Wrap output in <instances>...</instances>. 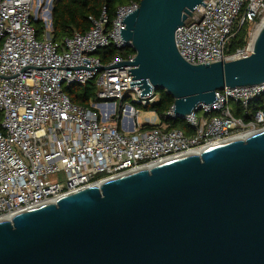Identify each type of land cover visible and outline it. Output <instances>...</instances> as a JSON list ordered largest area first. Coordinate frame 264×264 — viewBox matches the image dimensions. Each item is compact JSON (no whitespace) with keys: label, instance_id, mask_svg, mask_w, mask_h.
<instances>
[{"label":"built area","instance_id":"1","mask_svg":"<svg viewBox=\"0 0 264 264\" xmlns=\"http://www.w3.org/2000/svg\"><path fill=\"white\" fill-rule=\"evenodd\" d=\"M53 0H0V221L55 203L59 198L102 182L148 169L264 130V102L252 113L247 106L264 95V83L225 87L215 101L199 103L183 119L192 133L169 129L173 107L149 130L138 125L137 108L159 101L157 91L140 96L129 86L134 54L103 64L96 53L113 46L130 49L120 37L122 18L138 9L129 3L116 9L109 28L102 12L84 34L60 42L51 38ZM174 33L180 57L191 65L229 62L251 55L264 0H202ZM40 21L37 38L32 22ZM243 45L229 50L238 29ZM93 82L88 107L72 104L64 89ZM232 102L247 120L234 116ZM197 113L201 114L197 117ZM63 174L64 180L58 176Z\"/></svg>","mask_w":264,"mask_h":264},{"label":"water","instance_id":"2","mask_svg":"<svg viewBox=\"0 0 264 264\" xmlns=\"http://www.w3.org/2000/svg\"><path fill=\"white\" fill-rule=\"evenodd\" d=\"M198 5L141 0L119 28L129 86L164 91L180 119L225 87L264 83V21L246 58L180 57L174 33ZM0 264H264V130L0 221Z\"/></svg>","mask_w":264,"mask_h":264},{"label":"trees","instance_id":"3","mask_svg":"<svg viewBox=\"0 0 264 264\" xmlns=\"http://www.w3.org/2000/svg\"><path fill=\"white\" fill-rule=\"evenodd\" d=\"M141 0H53L51 8V38L54 42H60L66 37L73 34H84L91 26V20H98L104 11L107 17V28L110 27L116 16V9L120 6L127 5L131 2L139 3ZM37 38H40L43 33V25L40 21L32 22ZM244 29H238L235 38L231 41L229 50L234 51L243 45ZM0 41V46H1ZM134 52L130 49L118 50L113 46H109L97 51L96 55L100 58L103 64H107L116 57L127 58L133 55ZM95 87L93 82H88L85 85H73L64 89L70 102L76 106L88 107L90 102L95 97ZM159 101L152 107L144 110L154 111L157 116L162 117L173 105V98L164 91H157ZM264 102V95L253 100L246 108L248 113H252L261 107ZM234 116L241 117L247 120L248 117L243 115L244 109L235 104ZM2 115L0 113V125ZM169 129H178L186 135L192 133L186 122L180 118H168L166 120ZM152 126L143 125L142 130H149Z\"/></svg>","mask_w":264,"mask_h":264},{"label":"rangeland","instance_id":"4","mask_svg":"<svg viewBox=\"0 0 264 264\" xmlns=\"http://www.w3.org/2000/svg\"><path fill=\"white\" fill-rule=\"evenodd\" d=\"M229 107L231 110H233L235 108V104L230 102L229 103ZM137 111H138V117H137V122H138V125L139 126H142V125H157L159 124V119L156 115H153L152 113L144 110V109H141V108H137ZM201 114L197 113V117H199ZM235 115V114H234ZM58 179L60 181H63L64 180V176L63 174H60L58 176Z\"/></svg>","mask_w":264,"mask_h":264}]
</instances>
